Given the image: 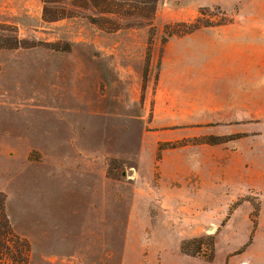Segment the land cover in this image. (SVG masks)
I'll return each instance as SVG.
<instances>
[{"label":"rangeland","instance_id":"obj_1","mask_svg":"<svg viewBox=\"0 0 264 264\" xmlns=\"http://www.w3.org/2000/svg\"><path fill=\"white\" fill-rule=\"evenodd\" d=\"M106 1L0 0V40L24 42L0 47V193L27 264H264V0Z\"/></svg>","mask_w":264,"mask_h":264},{"label":"trees","instance_id":"obj_2","mask_svg":"<svg viewBox=\"0 0 264 264\" xmlns=\"http://www.w3.org/2000/svg\"><path fill=\"white\" fill-rule=\"evenodd\" d=\"M143 0H108L106 2H103L105 5L111 6L108 7L110 10H108L111 13H136L131 12L138 11L137 13H145L144 10L146 9V13L144 14L145 17L152 18L153 11L155 8V0H148L146 2V6H143L141 3H143ZM145 3V2H144ZM127 7V8H126ZM126 9V10H125ZM182 25H186L183 24ZM205 25L204 23H201L198 19L193 24H187L185 29L182 31L180 30V33H188L191 32L200 26ZM24 45V42L21 40H18L17 38H13L10 41L9 40H0V47H10V48H16ZM149 51H147L148 56ZM148 60V57H147ZM214 141H211L210 143H213ZM5 237L9 239H13L14 242H17L19 244V250H16V252L13 254L11 253V258L15 262V264H27L28 261V252H29V243L26 239L19 237L17 234H15L10 224L7 220V217L4 213V197L0 193V254L2 253L3 249L5 248ZM187 242H183L181 244V249L185 253L189 254H196L198 251L195 252H189L187 246ZM10 253V252H9Z\"/></svg>","mask_w":264,"mask_h":264},{"label":"crops","instance_id":"obj_3","mask_svg":"<svg viewBox=\"0 0 264 264\" xmlns=\"http://www.w3.org/2000/svg\"><path fill=\"white\" fill-rule=\"evenodd\" d=\"M4 87H6L5 84L3 85V87L0 86V91H1V89L4 88ZM4 90H6V89H4ZM6 94H7V93H4V95H3V94L0 93V98H1L2 95H3V97L5 98V97H6ZM4 101L6 102V100H4ZM6 104H7V103H6ZM3 106H5V105H3Z\"/></svg>","mask_w":264,"mask_h":264}]
</instances>
